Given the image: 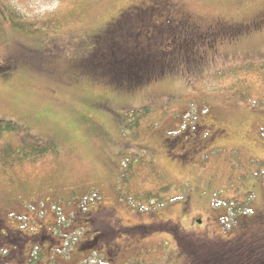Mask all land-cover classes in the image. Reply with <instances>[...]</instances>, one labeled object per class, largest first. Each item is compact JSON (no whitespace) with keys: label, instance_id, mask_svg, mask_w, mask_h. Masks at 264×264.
<instances>
[{"label":"rangeland","instance_id":"rangeland-1","mask_svg":"<svg viewBox=\"0 0 264 264\" xmlns=\"http://www.w3.org/2000/svg\"><path fill=\"white\" fill-rule=\"evenodd\" d=\"M173 2L202 21L241 23L264 12V0ZM150 4L0 0V65L10 66L0 77V120L20 124L0 138V216L13 231L57 225L56 236L76 211L83 218L92 213L111 231L108 240L128 246L130 264H186L169 234L179 223V238L198 249L234 235L238 204L253 211L264 206V104L256 92L264 91V28L219 42L208 50L210 61L184 77L135 91L67 68L91 54L94 37L124 10ZM11 14L19 21H9ZM203 71L218 72L205 77ZM241 88L249 90L248 101L233 94ZM145 107L149 113L136 118ZM199 124V147L174 138ZM48 143L53 150L29 157L32 147ZM127 170L137 172L120 179ZM161 222L162 231L128 230ZM84 230L67 238L65 253L56 252L60 259L68 261L66 250Z\"/></svg>","mask_w":264,"mask_h":264},{"label":"trees","instance_id":"trees-1","mask_svg":"<svg viewBox=\"0 0 264 264\" xmlns=\"http://www.w3.org/2000/svg\"><path fill=\"white\" fill-rule=\"evenodd\" d=\"M173 1L153 0L149 8L124 10L93 39L91 54L79 63L82 72L114 89L135 91L151 82L184 77L202 62L210 61L208 50L215 49L219 42H230L264 28V12L241 23L221 18L202 21L190 12H179ZM9 18L12 22L19 21L12 14ZM261 66L264 67V63ZM5 69L0 68V77L8 74ZM208 72L200 74L207 77L218 71ZM256 92L261 95L258 103L264 104V91L258 89ZM233 94L248 101L250 92L241 88ZM149 109L144 108V117ZM19 127L16 121L0 120V138L3 133L17 131ZM53 149L54 145L48 143L32 147L27 153L36 160ZM5 164L8 165V161ZM135 173L129 174L133 177ZM243 206L238 204L241 214L233 236L214 238L208 247L198 249L181 240L180 252L187 264H264V206L254 211ZM244 209L248 212H241ZM39 214L36 212L37 217ZM192 255L194 259L189 260Z\"/></svg>","mask_w":264,"mask_h":264},{"label":"flooded vegetation","instance_id":"flooded-vegetation-1","mask_svg":"<svg viewBox=\"0 0 264 264\" xmlns=\"http://www.w3.org/2000/svg\"><path fill=\"white\" fill-rule=\"evenodd\" d=\"M192 129L195 130L187 129L182 132L181 136L178 135L175 138L178 139L177 141L186 138L187 143L192 148L199 147L203 141L201 128ZM186 131L188 135L183 137ZM215 134L216 132L211 136L214 137ZM191 154H193V150ZM76 212L74 217L69 219L71 220L69 229L66 231L64 229L60 233L55 230L58 234L56 236L51 234V229H55L54 227L57 225H53L49 229L40 227L39 230L33 233H30L33 230L32 228H27L26 231H13L5 225L4 219H1L0 216V264H82L91 254L95 256L93 264H98L97 258L99 255L102 256L100 261L103 264H127V247L117 239L115 241L108 240L111 233L109 228L103 227L98 222L99 219L92 216V213L83 218L80 211ZM26 226H30V223ZM76 230H84V233L79 232L77 235L80 237V241L76 242L77 244L72 247L71 251L66 250L68 259L66 262L60 259V255L65 253V246L68 243L67 238ZM18 237H20V240L17 239ZM11 250H18L17 256L14 253L11 255ZM2 252L6 254L2 255ZM56 252L61 254L59 255ZM38 253L41 254L40 258L36 255Z\"/></svg>","mask_w":264,"mask_h":264},{"label":"crops","instance_id":"crops-1","mask_svg":"<svg viewBox=\"0 0 264 264\" xmlns=\"http://www.w3.org/2000/svg\"><path fill=\"white\" fill-rule=\"evenodd\" d=\"M37 62L35 61H32V65L35 67V68H40V65L39 64H36ZM68 69H76V63H69V65L67 66ZM78 70V69H76ZM78 71H82V70H78Z\"/></svg>","mask_w":264,"mask_h":264}]
</instances>
